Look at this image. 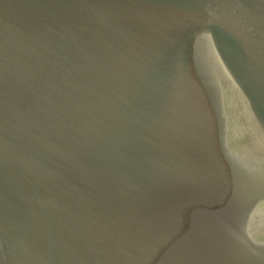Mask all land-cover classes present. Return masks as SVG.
I'll list each match as a JSON object with an SVG mask.
<instances>
[{"label":"water","instance_id":"obj_1","mask_svg":"<svg viewBox=\"0 0 264 264\" xmlns=\"http://www.w3.org/2000/svg\"><path fill=\"white\" fill-rule=\"evenodd\" d=\"M0 264H264V0H0Z\"/></svg>","mask_w":264,"mask_h":264}]
</instances>
